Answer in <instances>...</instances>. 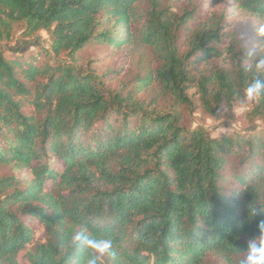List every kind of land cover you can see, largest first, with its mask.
<instances>
[{
  "label": "trees",
  "instance_id": "16d2710c",
  "mask_svg": "<svg viewBox=\"0 0 264 264\" xmlns=\"http://www.w3.org/2000/svg\"><path fill=\"white\" fill-rule=\"evenodd\" d=\"M235 1L264 16V0ZM159 7L0 0V41L17 23L26 36L49 35L29 55L0 47V264H22L30 244L27 264H264V131L212 137L137 97L155 82L189 104V68L225 57L234 71L196 81L206 110L251 89L249 116L264 119V69L242 63L252 55L236 52L222 17ZM133 43L156 60L137 89L107 86L119 68L99 74L76 61L89 45ZM39 229L44 241L34 243Z\"/></svg>",
  "mask_w": 264,
  "mask_h": 264
},
{
  "label": "rangeland",
  "instance_id": "374dc122",
  "mask_svg": "<svg viewBox=\"0 0 264 264\" xmlns=\"http://www.w3.org/2000/svg\"><path fill=\"white\" fill-rule=\"evenodd\" d=\"M148 1V0H147ZM160 9L165 10L174 18L175 15H183L186 11L193 9H206L208 15L212 17H222L224 31L228 32L230 38L235 41L236 52L249 54L244 56L243 64H250L255 71L264 69V60L257 59L263 53L264 45V16L259 17L242 10L235 0H158ZM184 27L191 30L195 27ZM22 24H14L12 37L9 41H0V47L7 53H17L29 55L40 51L42 47L48 46L49 35L44 30H39L32 35L26 36ZM184 36V32H180ZM229 43H226L228 45ZM249 52V53H248ZM56 60V59H55ZM60 60H67L62 57ZM76 61L88 70H94L101 74L103 72L120 69V74L107 86L113 90H121L126 86V90L140 86L139 77L152 71L155 65V58L152 52L144 46L131 44L128 48L110 52L109 49L97 45H89L76 54ZM234 63L230 58H219L213 60H199L189 68V73L194 77L187 90L189 104L177 103L170 95L162 92L160 86L153 82L148 86H142L137 97L145 102H151L157 108L175 110L181 115V124L192 130L196 127H203L212 137L223 135L248 134L256 131H264V119L261 117L249 116L255 101L256 94L251 89H244L238 97L227 102L222 100L217 107L215 115L206 110L201 98L196 81L200 75H209L217 69L234 71ZM34 243L43 242L45 234L43 229H39L34 234ZM33 244L21 251L18 260L22 264H27L25 252L32 248Z\"/></svg>",
  "mask_w": 264,
  "mask_h": 264
}]
</instances>
